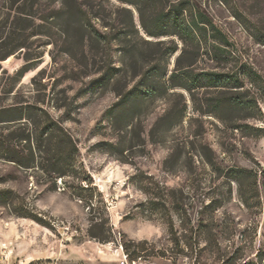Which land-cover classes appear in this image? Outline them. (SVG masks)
Listing matches in <instances>:
<instances>
[{
    "label": "rangeland",
    "instance_id": "374dc122",
    "mask_svg": "<svg viewBox=\"0 0 264 264\" xmlns=\"http://www.w3.org/2000/svg\"><path fill=\"white\" fill-rule=\"evenodd\" d=\"M180 3L233 45L217 60L204 45L194 74L247 63L264 76V0H164ZM174 43L176 52L160 53ZM182 46L173 35L148 36L136 7L121 0H0V54L12 50L0 60V104L15 93L45 100L99 192L88 206L0 162V176L9 175L0 186L47 221L0 207V264H264V106L243 121L248 133L210 112L216 88L207 79L193 93L159 83L151 95L132 76L160 57L167 78ZM233 168L257 173L248 205ZM95 222L109 241L88 235Z\"/></svg>",
    "mask_w": 264,
    "mask_h": 264
},
{
    "label": "trees",
    "instance_id": "16d2710c",
    "mask_svg": "<svg viewBox=\"0 0 264 264\" xmlns=\"http://www.w3.org/2000/svg\"><path fill=\"white\" fill-rule=\"evenodd\" d=\"M121 1L136 7L144 32L148 36L173 35L183 44L175 67L167 78L160 57L145 70L133 72L132 76H140L141 85L146 92L154 95L156 84L162 83L166 89L178 86L193 93L200 86L201 79H207L216 88L210 112L230 127L244 129L249 133L252 126L243 121L259 119L263 115L264 76L247 63H242L235 71L226 74L212 71L194 74L191 69L197 57L201 56L200 50L204 45L207 46L205 53L210 54L213 60L227 52V47H233L213 20L181 3L166 8L164 0ZM160 42L156 45L162 44ZM20 47H24V44H20ZM176 50V43L164 50L159 48L164 55H171ZM229 52L232 53V50ZM11 53L12 50L3 52L0 60H4ZM186 56L189 61L183 64L182 59ZM23 73L21 71L18 76ZM5 92L9 94L13 89ZM13 98L11 103L0 104V162L21 173L37 177L46 185L47 190L62 188L71 198L84 201L90 206L99 192L91 176L77 165V142L63 126V118H53L43 99L30 102L19 97L17 93ZM8 176H0V185L8 181ZM228 176L238 183L241 196L248 205L250 198L247 193L256 189L257 173L251 169L233 168L229 170ZM0 207L16 217L47 224L43 215L23 195L10 187L0 186ZM167 222L169 233L174 234L171 219ZM96 225V222L90 225L88 235L109 241L111 235L105 228L100 234L93 232ZM100 225L105 227L103 223ZM123 246L127 248V243H123Z\"/></svg>",
    "mask_w": 264,
    "mask_h": 264
}]
</instances>
